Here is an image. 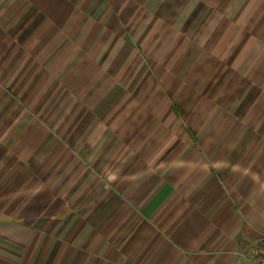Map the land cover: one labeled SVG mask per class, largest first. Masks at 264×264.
Masks as SVG:
<instances>
[{
    "label": "crops",
    "instance_id": "obj_1",
    "mask_svg": "<svg viewBox=\"0 0 264 264\" xmlns=\"http://www.w3.org/2000/svg\"><path fill=\"white\" fill-rule=\"evenodd\" d=\"M263 236L264 0H0V264Z\"/></svg>",
    "mask_w": 264,
    "mask_h": 264
},
{
    "label": "built area",
    "instance_id": "obj_2",
    "mask_svg": "<svg viewBox=\"0 0 264 264\" xmlns=\"http://www.w3.org/2000/svg\"><path fill=\"white\" fill-rule=\"evenodd\" d=\"M242 255L254 264H264V236L247 246Z\"/></svg>",
    "mask_w": 264,
    "mask_h": 264
},
{
    "label": "rangeland",
    "instance_id": "obj_3",
    "mask_svg": "<svg viewBox=\"0 0 264 264\" xmlns=\"http://www.w3.org/2000/svg\"><path fill=\"white\" fill-rule=\"evenodd\" d=\"M150 63H151V65H153V64H154V61H150ZM242 264H254V263H252V262L249 261L248 259H245V258H244V260L242 261Z\"/></svg>",
    "mask_w": 264,
    "mask_h": 264
}]
</instances>
